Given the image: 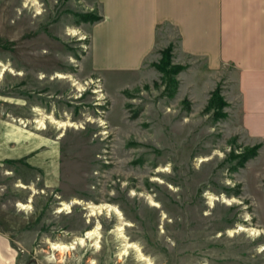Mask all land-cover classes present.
Wrapping results in <instances>:
<instances>
[{"label":"rangeland","instance_id":"1","mask_svg":"<svg viewBox=\"0 0 264 264\" xmlns=\"http://www.w3.org/2000/svg\"><path fill=\"white\" fill-rule=\"evenodd\" d=\"M102 18L89 0H0V143L28 149L0 161V228L16 264H264V139L226 98L231 66L217 75L181 56L164 24L141 70L95 69ZM170 45L169 69L184 68L166 75ZM41 154L43 169L29 165ZM92 230L98 239L54 249Z\"/></svg>","mask_w":264,"mask_h":264},{"label":"crops","instance_id":"2","mask_svg":"<svg viewBox=\"0 0 264 264\" xmlns=\"http://www.w3.org/2000/svg\"><path fill=\"white\" fill-rule=\"evenodd\" d=\"M89 4L99 5L103 15L92 36L90 58L95 69L141 70L161 39L162 25L167 24L171 28L167 45L178 35L175 49L181 56L202 59L204 69L217 75L231 66L226 98L238 104L246 132L264 139V0H89ZM16 144L13 149L11 138L5 136L0 161L21 159L28 153L26 140ZM43 159L42 154L36 155L28 163L43 169ZM13 241L0 228V264L19 263Z\"/></svg>","mask_w":264,"mask_h":264},{"label":"trees","instance_id":"3","mask_svg":"<svg viewBox=\"0 0 264 264\" xmlns=\"http://www.w3.org/2000/svg\"><path fill=\"white\" fill-rule=\"evenodd\" d=\"M80 17L84 21H95V20L100 19L99 16L97 17V16H94L93 14H83ZM172 50H173V45H170L169 47H167L162 52L163 59L161 63L158 64V68L162 70L163 72H165L166 75L175 73L184 68V67L182 68L181 66L179 67L171 66L172 68L169 69V65L171 63L170 59L172 57L171 56ZM220 91H221L220 87L216 88L212 92L211 97L208 102V107H216V110H215L216 120L225 115L222 109L227 105L226 101L224 100V97L221 96ZM260 146L261 144H256L253 147H249L243 153L236 155L234 158H237V161L230 169L237 170L239 167L243 166L248 159L257 156L258 149L260 148Z\"/></svg>","mask_w":264,"mask_h":264},{"label":"bare ground","instance_id":"4","mask_svg":"<svg viewBox=\"0 0 264 264\" xmlns=\"http://www.w3.org/2000/svg\"><path fill=\"white\" fill-rule=\"evenodd\" d=\"M60 77H64V76L60 75ZM20 206L22 207V209H26V208H30L31 207V206L25 205V204H20ZM69 208H70V206L67 205V206H65L64 209H60V211L62 212L64 210H70ZM98 237H99L98 231L97 230H92V231L87 232V234L84 237H79L77 239V241L73 242L71 245H54V249H66V250H68V249H75L76 248V244H78V245H85L87 243V240H90V239H93V238H97L98 239ZM96 244H97V247H100V246H98V242H96ZM141 259H145L144 256L141 255ZM149 264H152V263L150 262Z\"/></svg>","mask_w":264,"mask_h":264}]
</instances>
